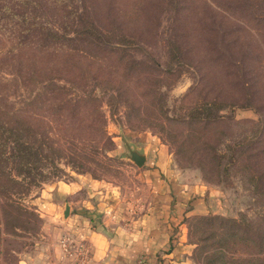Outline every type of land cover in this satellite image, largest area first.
<instances>
[{
    "label": "rangeland",
    "instance_id": "1",
    "mask_svg": "<svg viewBox=\"0 0 264 264\" xmlns=\"http://www.w3.org/2000/svg\"><path fill=\"white\" fill-rule=\"evenodd\" d=\"M33 1H16L17 13L59 28L61 4L88 8L105 36L65 53L0 30V125L21 122L46 156L30 174L0 162V264H87L82 230L119 242L117 230L152 210L150 171L162 166L178 188L199 190L204 209L183 217L153 262L132 264H264V38L244 17L264 13V0L253 10L243 0ZM127 145L147 153L143 167Z\"/></svg>",
    "mask_w": 264,
    "mask_h": 264
},
{
    "label": "trees",
    "instance_id": "2",
    "mask_svg": "<svg viewBox=\"0 0 264 264\" xmlns=\"http://www.w3.org/2000/svg\"><path fill=\"white\" fill-rule=\"evenodd\" d=\"M16 1H24L23 6H28L30 1L33 0H0V30L10 35L9 39L11 41H16L18 40V36L14 34V29L10 31L4 29L6 26L17 28V31H19L18 34L20 35L18 45L22 46L29 43L35 44L42 51L60 49L64 50L65 53H69L70 51L77 50L75 46H72V43L80 41L81 37L89 39V43L96 46L95 41L99 40V36H105L104 32L95 26L92 12L88 8H84L81 11L75 5L69 6L67 4H61V14L59 16L60 26L59 28H55L54 26L48 25V23L39 22L38 18L29 17L25 12L17 13ZM39 1L45 2V0ZM55 1L57 4L60 3V0ZM256 2L262 4L263 0H256ZM33 3L36 4L37 1L35 0ZM242 3L247 9L253 10L251 0H243ZM255 12L253 15L251 14L252 16L246 15L244 17L258 25L257 30L262 39L264 38V13L258 14L257 9H255ZM20 18L22 19V25L19 23ZM10 48L11 42L8 41L3 49L4 51H9ZM245 53L247 52H243V54ZM249 98L251 96H248ZM215 103L214 101L212 102V104ZM0 130L4 131L3 133H7V136L0 138V162L13 157L30 174L36 170V167L34 168L32 165H37L46 159L41 145L39 146L40 150L37 151L34 144L24 138L27 134H31V132L21 122L14 124V126L10 122H3V125H0ZM9 149L12 151L11 156H9Z\"/></svg>",
    "mask_w": 264,
    "mask_h": 264
},
{
    "label": "crops",
    "instance_id": "3",
    "mask_svg": "<svg viewBox=\"0 0 264 264\" xmlns=\"http://www.w3.org/2000/svg\"><path fill=\"white\" fill-rule=\"evenodd\" d=\"M161 173H165L166 178L161 179ZM150 174L153 176V194H156L158 199L151 205L152 210L149 213L147 212L138 219H133L124 230H117L119 236L122 237L119 242L113 239L108 241L107 234L104 236L91 229L82 230L83 235L91 240L93 247V257L87 264H103L104 259L111 255V261L107 264H132L140 254H146L149 260L153 262L154 256L161 250L167 249L174 241L171 238L178 231L177 227L183 217L198 211L201 212L204 209L201 204L202 199L193 192L199 193V190L194 188V190L187 192V190L178 188L177 186L180 185L174 181L172 170L162 166L160 170H151ZM73 187V184L67 185L63 191L59 188L60 192H56V195H67L71 193ZM110 193L113 192L108 191L106 194L109 195ZM67 205L62 207V212L65 213ZM86 208L94 211L95 205L91 203ZM110 210L111 208H109ZM71 211L70 207V213ZM180 227L182 229V225ZM50 264L62 263L52 262Z\"/></svg>",
    "mask_w": 264,
    "mask_h": 264
},
{
    "label": "water",
    "instance_id": "4",
    "mask_svg": "<svg viewBox=\"0 0 264 264\" xmlns=\"http://www.w3.org/2000/svg\"><path fill=\"white\" fill-rule=\"evenodd\" d=\"M128 149H129V154L127 155L129 159H131L136 165H138L139 167H143L145 165V163L147 162V153L145 151H139V150H134L132 149L129 145ZM70 214V206L67 205L66 206V211H65V216L68 217Z\"/></svg>",
    "mask_w": 264,
    "mask_h": 264
},
{
    "label": "built area",
    "instance_id": "5",
    "mask_svg": "<svg viewBox=\"0 0 264 264\" xmlns=\"http://www.w3.org/2000/svg\"><path fill=\"white\" fill-rule=\"evenodd\" d=\"M62 243H63V247H65V249L68 250V247H67V239L62 240ZM80 248H84V246L81 245L78 249H80Z\"/></svg>",
    "mask_w": 264,
    "mask_h": 264
}]
</instances>
